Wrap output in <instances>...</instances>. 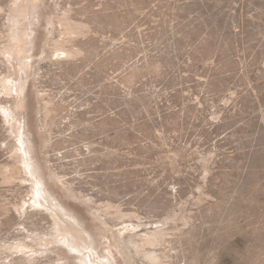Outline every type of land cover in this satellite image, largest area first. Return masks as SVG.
Wrapping results in <instances>:
<instances>
[{"label": "rangeland", "instance_id": "374dc122", "mask_svg": "<svg viewBox=\"0 0 264 264\" xmlns=\"http://www.w3.org/2000/svg\"><path fill=\"white\" fill-rule=\"evenodd\" d=\"M14 7L33 10L29 48L11 37ZM53 37L81 52L51 57ZM25 107L50 187L92 239L82 254L24 172L2 175ZM0 166V264H159L151 250L160 264H264V0H0ZM159 227L160 245L129 242Z\"/></svg>", "mask_w": 264, "mask_h": 264}, {"label": "bare ground", "instance_id": "6f19581e", "mask_svg": "<svg viewBox=\"0 0 264 264\" xmlns=\"http://www.w3.org/2000/svg\"><path fill=\"white\" fill-rule=\"evenodd\" d=\"M10 10L12 12V17L14 18L13 25L23 24L22 27H19L17 28V30L14 31L11 37L14 38L15 36L19 34L23 38L22 40L23 43L28 41L27 45L29 48V43H30L29 31L31 30L34 24V17L32 16L33 10H29L26 7H23L21 9L14 7ZM83 30H84V25L73 23L72 21L68 22V32L69 33L67 32V34L73 35L76 37V36L81 35L83 33ZM66 39L67 40L59 39V38L56 39L55 37L52 38V40L50 41V47L52 49L51 57H58V58L65 57L67 59V58H75L79 55L81 51L78 48L74 47L73 44H71L73 47L67 46V44H69L72 41L74 42V40L76 39H74V37H67ZM20 69L22 71H25V73L27 74V70H29V56L25 57V59L22 61ZM39 77L41 78V75ZM28 80H29L28 78H24V77H22L20 83L18 82V78L14 80L16 92L14 96V103L11 104V107H14L17 104L16 102L18 101L19 96H21L22 94H25L26 90L28 89V86H27ZM39 95L43 99V95H41L40 93ZM46 111H47V117L51 113H53L52 112L53 110H50L49 108H46ZM54 115H52L51 117H53ZM16 122L19 123L18 124L19 126L16 128L15 132L17 133V136L19 138L20 146H19L18 152L16 153L15 163L11 166L8 165L6 167L7 168L6 171H3L2 175L4 176L5 174V177L7 179H15L17 178L18 171L24 172L25 175L23 178H24L25 184L28 188H30L33 191L34 198L36 199L34 203L42 211L47 212V214L53 218L54 222L59 227V229L56 231V234L58 235V237H62L64 240L62 239V241H59V240L58 241L60 243L68 244V246H70L73 250L82 254L83 250L80 248V245L86 248V251H87L88 249L87 246L89 242L92 241V239L87 237L88 233H87L86 228L83 225L81 217L74 215L71 212V210L67 206H65L63 201L56 196V192L50 187L47 175L44 173L43 166L40 160L38 159L36 152L34 150V144H33L32 136H31L30 124H29V113H28V110H26V107H25V112L23 114V118L16 117ZM47 125L49 126V123ZM48 177L50 179L55 180L56 183L58 182V183H62L63 185H68V183L64 181V177H62L58 173H54V174L51 173L48 175ZM70 190H71L70 192L74 194L73 188H71ZM105 207H106V211L108 213H111L113 217L117 220H123L126 217L127 218L129 217L127 215L128 213L121 212L118 206H115L111 203H107V204L105 203ZM133 216L134 215H132V217ZM77 231H79V233L81 234V237L77 235ZM138 236H139V240L135 239ZM165 236H166L165 228L159 227L152 231H146V233L142 235H137L136 237L135 236L130 237L129 242L133 245V247L135 248L137 252H140L142 249L146 251L145 250L146 246L156 247L160 245L165 240ZM83 252H85V250ZM151 252H150L151 254H149L150 256L149 258H151L153 262L160 264L161 257L155 252H153L152 250ZM89 260L90 258L87 261ZM103 262L104 264H110L105 259L103 260Z\"/></svg>", "mask_w": 264, "mask_h": 264}]
</instances>
